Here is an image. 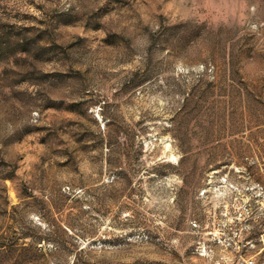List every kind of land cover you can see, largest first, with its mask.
Masks as SVG:
<instances>
[{
  "label": "rangeland",
  "instance_id": "374dc122",
  "mask_svg": "<svg viewBox=\"0 0 264 264\" xmlns=\"http://www.w3.org/2000/svg\"><path fill=\"white\" fill-rule=\"evenodd\" d=\"M0 264H264V0H0Z\"/></svg>",
  "mask_w": 264,
  "mask_h": 264
},
{
  "label": "built area",
  "instance_id": "2783aa9c",
  "mask_svg": "<svg viewBox=\"0 0 264 264\" xmlns=\"http://www.w3.org/2000/svg\"><path fill=\"white\" fill-rule=\"evenodd\" d=\"M251 263H254V261L251 260Z\"/></svg>",
  "mask_w": 264,
  "mask_h": 264
}]
</instances>
